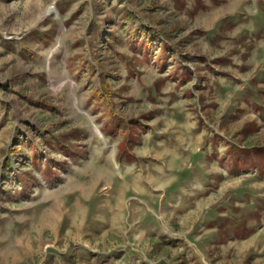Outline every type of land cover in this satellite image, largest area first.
<instances>
[{"label": "rangeland", "instance_id": "obj_1", "mask_svg": "<svg viewBox=\"0 0 264 264\" xmlns=\"http://www.w3.org/2000/svg\"><path fill=\"white\" fill-rule=\"evenodd\" d=\"M0 264H264V0H0Z\"/></svg>", "mask_w": 264, "mask_h": 264}, {"label": "trees", "instance_id": "obj_2", "mask_svg": "<svg viewBox=\"0 0 264 264\" xmlns=\"http://www.w3.org/2000/svg\"><path fill=\"white\" fill-rule=\"evenodd\" d=\"M149 41V40H148ZM148 41H146L147 42V44L149 45L150 44V42H148ZM142 45V47L141 48H143V50H144V48L146 47V44H141ZM148 45H147V47H148ZM147 47H146V49H147ZM144 52V51H143ZM111 117H112V115H110V119H111ZM122 123V122H121ZM128 127V126H127ZM126 127V125L125 124H123V125H121L120 126V131L124 134V133H127V134H129L130 133V127H128L127 128ZM118 133V132H117ZM116 134V131L115 130H113V134L112 135H115ZM127 141V140H126ZM124 147H126L125 145H121V147L120 148H122L123 150H125L126 148H124ZM130 158V157H132L133 158V156L132 155H130L129 153L127 154V158ZM244 165H245V168L247 167V166H249L248 164H247V162H245L244 161V163H243ZM243 164H238V163H236L235 165H239L240 166V168H243L241 165H243Z\"/></svg>", "mask_w": 264, "mask_h": 264}, {"label": "crops", "instance_id": "obj_3", "mask_svg": "<svg viewBox=\"0 0 264 264\" xmlns=\"http://www.w3.org/2000/svg\"><path fill=\"white\" fill-rule=\"evenodd\" d=\"M256 162H257V161H256ZM238 163H239V162H238ZM213 226H214V225H213ZM214 227H215V226H214ZM254 229H255V228H254ZM225 233H226V235H225V236H226V237L228 236V238H229V237H231V235H233V234H234L233 232H228V231H227V232H225Z\"/></svg>", "mask_w": 264, "mask_h": 264}, {"label": "bare ground", "instance_id": "obj_4", "mask_svg": "<svg viewBox=\"0 0 264 264\" xmlns=\"http://www.w3.org/2000/svg\"><path fill=\"white\" fill-rule=\"evenodd\" d=\"M51 11H52V8L49 7L48 10H47V12L49 13V12H51ZM49 216H50V215H49Z\"/></svg>", "mask_w": 264, "mask_h": 264}]
</instances>
